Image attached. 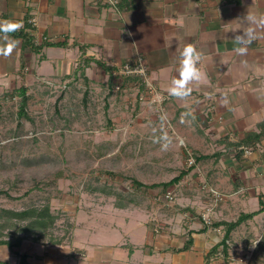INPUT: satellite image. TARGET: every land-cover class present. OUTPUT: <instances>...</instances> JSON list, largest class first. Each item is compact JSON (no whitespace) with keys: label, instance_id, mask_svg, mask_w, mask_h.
Segmentation results:
<instances>
[{"label":"crops","instance_id":"1","mask_svg":"<svg viewBox=\"0 0 264 264\" xmlns=\"http://www.w3.org/2000/svg\"><path fill=\"white\" fill-rule=\"evenodd\" d=\"M113 1L0 0V21L22 23L21 29L35 44L65 43L38 52L25 47L23 37L13 36L19 44L10 56H0V88L27 86L37 79L52 83L70 80L75 71L83 73L87 58L91 59L88 65L101 62L112 69V73L106 71L109 75L120 73L123 80L128 77L121 72L127 64L140 62L147 69L159 93L167 97L154 104L159 116L170 124L187 157L195 158V163L184 169L183 178L167 190L175 193L174 209L190 215L184 216L185 224L173 223L175 228L167 226L159 237L139 210L141 205H120V211L131 209L126 215L129 220L109 233L104 229L98 240L87 235L76 250L82 254L80 264H139L141 256L140 264H175L181 262L179 257H194L192 251L198 245L207 254L225 235L223 225V237L214 231L220 227L204 225L201 214L212 205L206 188L225 195L218 209L221 218L214 221H234V213L255 212L261 207L260 199L264 202V135L250 154L241 153L243 146H236H246L250 134H259L264 126V0ZM249 29L255 39L243 45L247 51L239 55L235 49L242 45L234 38ZM189 43L201 53L197 67L202 78L190 84L192 91L186 99H179L169 88L178 78L180 53ZM167 192L156 196L166 198ZM135 209L142 213L141 218ZM171 216L168 219L173 220ZM263 221L264 210L232 232L243 226L248 229L251 223L255 224L252 228L260 227ZM214 235L215 244L208 238ZM260 238L250 230L249 248ZM188 239H192L190 248L178 251ZM202 239L208 247L200 244ZM53 246L65 253L63 244ZM47 252L51 257L48 264L69 262L66 254L60 259L52 250Z\"/></svg>","mask_w":264,"mask_h":264},{"label":"rangeland","instance_id":"2","mask_svg":"<svg viewBox=\"0 0 264 264\" xmlns=\"http://www.w3.org/2000/svg\"><path fill=\"white\" fill-rule=\"evenodd\" d=\"M83 64V73L76 69L75 77L67 81L37 79L27 86L0 88V212L48 206L56 218L42 234L43 241L26 239L14 249L0 245V264H20L22 253L32 264H48L51 257L47 250L61 259L55 241L63 244L69 264H80L82 254L76 249L87 235L98 240L104 229L116 230L129 220L126 215L131 209L120 211V205H141L139 210L159 237L167 226L185 224L190 215L174 209L172 200L156 196L172 190L173 186L161 184L191 165L170 124L159 116V107L140 99L139 95L145 94L143 86L136 84L140 79L128 76L123 80L120 73L111 76L99 65ZM22 86L29 95L28 116L24 117L19 116ZM135 180L146 186H137ZM206 189L212 205L202 214L214 221L221 218L218 209L225 195ZM133 211L141 218L142 213ZM172 214L173 220L168 219ZM239 215L234 213L232 219ZM180 218H184L182 222L177 220ZM27 223L2 214L0 228L6 226L1 237L20 235L17 228ZM252 224L231 233L229 257L220 251L207 258V250L198 245L191 258L196 264H264V221L260 227L252 228ZM222 230L214 231L223 237ZM250 230L261 237L251 248L246 242ZM215 236L208 237L214 244ZM207 241L202 239L200 244L206 248ZM191 258L179 257L181 262L175 264H193ZM141 260L143 256L139 264Z\"/></svg>","mask_w":264,"mask_h":264},{"label":"trees","instance_id":"3","mask_svg":"<svg viewBox=\"0 0 264 264\" xmlns=\"http://www.w3.org/2000/svg\"><path fill=\"white\" fill-rule=\"evenodd\" d=\"M10 35L15 36V37L17 36L23 37L25 40L24 46L25 47L31 46V48L34 51H38V52L42 50L45 46H62L65 44V43H52V42H47V41L43 42L42 44H35L33 42V37L30 34L25 33L24 30L22 29L14 33H11ZM90 61H91L90 58L86 59L87 64ZM98 63L104 70L112 73V69L110 67H108L107 65L101 62H98ZM27 90L28 89L25 86H22L19 88L20 94L22 96L20 111H19L20 117L28 116L26 107L28 104L29 95L27 94ZM263 135H264V126H262V130L259 134H254V133L250 134V139H249V142H246L247 143L246 146L240 145V143L236 144V146L238 147L243 146V148H240V151L241 153H244L245 151L244 148L252 147L253 145H255V142L259 140L260 137ZM186 173L187 171L183 170L181 171L179 175L175 176L169 182L162 183L161 185L164 187H168L169 185L178 183ZM135 182L137 186H141V187L146 186L144 183L139 182L137 180H135ZM260 205L261 207L259 210L252 212V213H241L238 219L235 221L228 222V221L222 220V221H211L210 223H207L203 220L206 228H209V227L217 228L223 225L225 229V235L223 239L218 244H216L210 249L206 257L209 258L220 251L224 254L225 257H229L228 240L230 239L232 231L244 221L248 219H252L255 215L262 212L264 210V202L262 199H260ZM2 214H6L7 218L9 219H16L19 222H28L23 227L19 226L20 228L19 227L17 228V231L21 234L20 235L14 234L13 238H11L13 235L11 236L10 234L9 236L6 235V238L1 237L2 235H4V232H5L3 228H5L6 226V225H1L0 245H6L11 249L20 247L23 244L24 240L26 239H31L33 242L43 241L42 234L46 231V229L50 227V225H53L56 219L54 215L51 213L48 206H45L43 208H31V209L16 210V211L3 209L0 212V217ZM58 243H59L58 241H55V244H58ZM191 244H192V239H188L184 247H182L181 249H178V251L187 250L188 248H190ZM20 255H21L20 264H32L31 262L28 261V255L26 253H22ZM5 264H9V263L6 262ZM206 264H209V263L206 261Z\"/></svg>","mask_w":264,"mask_h":264},{"label":"clouds","instance_id":"4","mask_svg":"<svg viewBox=\"0 0 264 264\" xmlns=\"http://www.w3.org/2000/svg\"><path fill=\"white\" fill-rule=\"evenodd\" d=\"M249 19L255 21L256 18L249 17ZM262 20H264V18H262ZM22 27V23L17 21H0V56L8 57L12 54L13 49L18 46L19 41L10 34L19 31ZM234 39L237 44L242 45L235 49L237 54L244 55L247 48L243 45L255 39V35L253 30L249 29L246 33L235 36ZM200 59L201 53L193 44L189 43L183 48L180 53L178 78L171 82V87L169 88V93L172 96L179 99H186L190 95L192 91L190 84H192V82H199L202 78V73L197 67ZM255 244H253V246H255Z\"/></svg>","mask_w":264,"mask_h":264},{"label":"built area","instance_id":"5","mask_svg":"<svg viewBox=\"0 0 264 264\" xmlns=\"http://www.w3.org/2000/svg\"><path fill=\"white\" fill-rule=\"evenodd\" d=\"M110 2H114L113 0H109ZM140 59V58H139ZM124 76H135L140 79V81L136 82V84L143 86V89H145V94L141 93L139 95L141 100L144 101H150L152 104H160L162 101H164L167 97L165 95H162L159 93L158 88L156 87L154 81L152 80L151 76H149L147 69L143 66H141L139 62V66L135 65L132 66L130 64H127L121 71ZM138 79V80H139ZM119 89V87H117ZM246 154H250L253 151V147H246L244 148ZM190 165H193L195 163V158L190 155L189 157ZM214 194H217V191L212 190ZM175 193L174 191H168L166 194V199L168 200H174ZM203 220L207 223H210L211 221L206 220L205 213L202 214Z\"/></svg>","mask_w":264,"mask_h":264}]
</instances>
